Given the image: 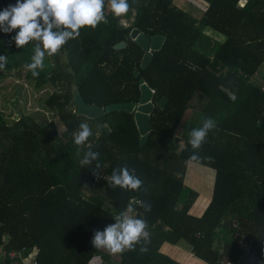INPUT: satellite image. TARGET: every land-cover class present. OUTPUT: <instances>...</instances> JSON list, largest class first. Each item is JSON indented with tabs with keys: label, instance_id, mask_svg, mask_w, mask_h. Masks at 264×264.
Returning <instances> with one entry per match:
<instances>
[{
	"label": "trees",
	"instance_id": "16d2710c",
	"mask_svg": "<svg viewBox=\"0 0 264 264\" xmlns=\"http://www.w3.org/2000/svg\"><path fill=\"white\" fill-rule=\"evenodd\" d=\"M175 1L128 0L131 10L114 17L106 9L110 0H104L108 23L81 27L79 37L53 56L39 39L17 46L19 28L5 31L7 21L0 24V57L7 59L0 61V71L31 63L39 46L44 71L33 77L26 70L25 77L36 90L52 88L43 102L51 120L21 115L9 122L0 111L5 255L25 248V255L35 251L37 264H87L95 255L103 264H178L159 249L184 240L204 264H264V0H245L242 6L241 0H204L208 7L198 17ZM15 3L0 0V11ZM134 29L164 38L144 66L145 53L130 38ZM52 31L72 30L54 25ZM257 74L260 81L253 79ZM139 80L153 90L144 141L133 112L109 111L94 119L76 113L75 95L102 108L137 103ZM162 98L164 106L157 107ZM205 118L216 127L195 150L200 159L192 160L190 133ZM81 123L89 124L92 135L76 145ZM88 152L99 156L82 164ZM187 162L214 170L211 198L199 217L189 214L197 192L183 183ZM123 167L144 182L139 190L112 186L113 171L119 174ZM187 182L199 184L198 203L204 206L211 177L190 165ZM127 211L148 222L150 243L142 236L114 259L92 241Z\"/></svg>",
	"mask_w": 264,
	"mask_h": 264
},
{
	"label": "clouds",
	"instance_id": "9594fccd",
	"mask_svg": "<svg viewBox=\"0 0 264 264\" xmlns=\"http://www.w3.org/2000/svg\"><path fill=\"white\" fill-rule=\"evenodd\" d=\"M111 12L114 17H121L131 10L128 0H110ZM49 16L53 19L49 22ZM44 21L41 26L37 18ZM7 21L5 31H11L19 28L15 37L17 46H23L29 40L39 39L43 43L44 49L48 50V55L53 56L63 46L68 39L79 37L81 27H91L93 30L101 22L108 23L104 15V0H16L15 4H10L3 11H0V24ZM63 25L72 31L53 32V26ZM44 51L37 46L35 55L32 56L31 63L25 65V68L31 71L33 77H38L40 72L44 71L43 64ZM0 61L7 63L6 57H0ZM4 67L0 64V69ZM40 69V71H37ZM230 99L235 101L236 96L230 95ZM216 127V121L212 118H205L203 126L193 130L190 133L189 143L194 150L190 159L199 160L200 157L195 150L201 148L202 142L206 141L209 131ZM80 131L74 133V142L76 145L83 144L91 135L92 130L88 123L80 124ZM98 152H88L86 158L81 161L82 164L91 163L87 157L92 160L97 159ZM211 161V157L207 158ZM135 171V170H133ZM112 186L130 190H139L144 183L135 175H131L127 167L120 169L117 174L113 171ZM151 211V206L147 207ZM116 223L107 227L104 232L97 231L92 241L95 248H107L112 253H122L126 248L132 249L134 243L138 242L143 236L150 243V233L145 229L148 222L141 219L128 218L124 213L115 217ZM147 248H142L141 252H146Z\"/></svg>",
	"mask_w": 264,
	"mask_h": 264
},
{
	"label": "rangeland",
	"instance_id": "374dc122",
	"mask_svg": "<svg viewBox=\"0 0 264 264\" xmlns=\"http://www.w3.org/2000/svg\"><path fill=\"white\" fill-rule=\"evenodd\" d=\"M186 8L188 12H191L194 16L198 17L199 13H201L200 11L194 10L191 6H187ZM106 9L111 10L110 2L106 5ZM218 39L221 40L223 37L218 35ZM262 69H264V66H261L260 71ZM26 70L25 66H20L9 72L0 71V111L9 122L13 119H18L21 115H29L40 123L51 120V115L44 108L43 102L52 92V88L46 86L41 90L34 89L32 84L25 77ZM253 79L260 81L258 74L255 75ZM54 121L57 124L56 128L58 133H61L63 127L56 121V119H54ZM188 168L189 165L187 169ZM212 182L213 177L211 184ZM95 191L100 195L102 189L101 187H98ZM198 193L202 195L201 191ZM85 195L88 196L90 193L87 192ZM113 254L112 257L116 259V254Z\"/></svg>",
	"mask_w": 264,
	"mask_h": 264
},
{
	"label": "water",
	"instance_id": "95a60500",
	"mask_svg": "<svg viewBox=\"0 0 264 264\" xmlns=\"http://www.w3.org/2000/svg\"><path fill=\"white\" fill-rule=\"evenodd\" d=\"M130 38L132 40H135L141 46L142 50L145 53L141 62L142 66L146 65L149 62L151 51H156L160 49L164 39L161 35H154L152 37L147 38L135 29L132 30V32L130 33ZM138 84L140 88V96L137 103H117L102 108L86 104L78 95H75L74 102L76 104V113L78 115L94 119L100 117L104 112L109 111L133 112L134 121L137 125L142 142L144 141L145 136L150 129L148 116L152 111L153 104L151 102V89L143 82V80H139ZM165 101L166 100L162 98L157 103V107H163ZM143 123H145V127L142 126Z\"/></svg>",
	"mask_w": 264,
	"mask_h": 264
},
{
	"label": "crops",
	"instance_id": "0c3cea01",
	"mask_svg": "<svg viewBox=\"0 0 264 264\" xmlns=\"http://www.w3.org/2000/svg\"><path fill=\"white\" fill-rule=\"evenodd\" d=\"M176 6H178L179 8H181L184 11H187V3L181 1V0H176L175 1ZM192 7V6H191ZM193 8V7H192ZM206 33L208 35H210L211 37H213L214 39H216L217 41H222L223 39L219 40L218 39V34H215L214 32L211 31H206ZM221 36V35H220ZM262 71H264V69H262ZM191 112H187L185 114V119L188 117V115ZM142 126L145 127V123L142 124ZM137 128V125H136ZM138 130V128H137ZM188 165H194V163L192 164L191 162H187L186 164V171H185V176L183 179V183L193 189L194 191L197 192V198L195 199V201L193 202V204L191 205L190 209H189V214L195 217H199L202 212L204 211V209L206 208L207 204L210 201L211 198V193H212V186H213V182L212 184L210 183V188H209V193H208V198L206 200V203L204 204V206H202L200 203H198V199L200 198V194L198 193L201 190V187H199V184H197V186H195L194 184L187 182V173H188ZM197 169L199 170H204L205 173H207L212 180L213 177V181H214V170L207 168V167H203L200 165H194ZM125 215L129 218H133L134 214L132 211H127L125 213ZM159 251L164 254L167 255L169 258L173 259L174 261H176L178 264H204L203 261L197 259L196 257H194L191 253V248L190 246L184 241V240H179L176 244H169V243H163L159 249ZM116 264V263H115Z\"/></svg>",
	"mask_w": 264,
	"mask_h": 264
},
{
	"label": "built area",
	"instance_id": "2783aa9c",
	"mask_svg": "<svg viewBox=\"0 0 264 264\" xmlns=\"http://www.w3.org/2000/svg\"><path fill=\"white\" fill-rule=\"evenodd\" d=\"M183 2L189 4L196 10L200 12H205L208 3L204 0H182ZM245 0H241L239 2V6H242L244 4ZM188 67H193L191 64L187 65ZM261 92L264 93V83L262 84L260 88ZM151 93L153 94V90H151ZM108 253L111 255L112 252L108 250ZM7 257L6 264H37L35 260V251L32 253H29L28 255H25V248H22L18 251H10L5 255L2 248L0 247V264H2L5 260L4 258ZM104 260L102 259L101 255H95L90 260H88L87 264H103ZM222 264H230V263H222Z\"/></svg>",
	"mask_w": 264,
	"mask_h": 264
}]
</instances>
